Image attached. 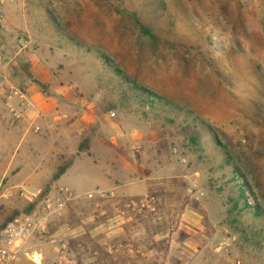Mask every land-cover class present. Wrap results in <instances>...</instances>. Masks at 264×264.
<instances>
[{
    "label": "rangeland",
    "instance_id": "rangeland-1",
    "mask_svg": "<svg viewBox=\"0 0 264 264\" xmlns=\"http://www.w3.org/2000/svg\"><path fill=\"white\" fill-rule=\"evenodd\" d=\"M74 165L99 179L55 183ZM22 215L47 232L22 264L50 237L78 264H264V0H0V229Z\"/></svg>",
    "mask_w": 264,
    "mask_h": 264
},
{
    "label": "built area",
    "instance_id": "built-area-1",
    "mask_svg": "<svg viewBox=\"0 0 264 264\" xmlns=\"http://www.w3.org/2000/svg\"><path fill=\"white\" fill-rule=\"evenodd\" d=\"M46 228L33 215L18 216L0 229V264H22V244L29 238L44 236ZM49 243L55 255L54 264H78L70 248L58 237H50ZM35 264H41L43 254L25 253Z\"/></svg>",
    "mask_w": 264,
    "mask_h": 264
},
{
    "label": "crops",
    "instance_id": "crops-1",
    "mask_svg": "<svg viewBox=\"0 0 264 264\" xmlns=\"http://www.w3.org/2000/svg\"><path fill=\"white\" fill-rule=\"evenodd\" d=\"M79 171H80L79 166L77 165L71 166L65 171V173L61 175V177L55 183H59L61 185L68 184L72 188H74L76 191L80 192V190L84 188L83 186L85 184H88V182H91V181H95V180L97 181L99 179L98 175H96V177L94 178L95 175L87 174L86 172L79 173ZM45 172L50 173L51 171H42L41 174H36V177L43 178L46 175ZM102 180H103V177H101L99 181V185L101 187H105L106 183Z\"/></svg>",
    "mask_w": 264,
    "mask_h": 264
},
{
    "label": "trees",
    "instance_id": "trees-1",
    "mask_svg": "<svg viewBox=\"0 0 264 264\" xmlns=\"http://www.w3.org/2000/svg\"><path fill=\"white\" fill-rule=\"evenodd\" d=\"M105 61H107V60H105ZM109 61V60H108ZM126 79V78H125ZM155 98L157 97V98H159V96L157 95V96H154ZM153 102H155V99H153L152 100ZM152 102V103H153ZM196 119H198V118H196ZM201 123V125H203V126H206V127H208V129H209V126H208V124H206L205 122H200ZM212 132H213V130H211ZM195 139V138H194ZM233 183V185H232V187H234V189L236 188V192H239L240 191V193L238 194V195H235L232 199H231V201H232V203H233V207H232V209H233V211H235V212H238V213H240V214H243L244 213V211H247V209H250L251 208V206L248 204V203H246L245 205H244V208H245V210L243 209V205H242V199L243 200H245V201H247V199H246V192H245V189L243 188V185H241L238 181H233L232 182ZM255 213H256V215L258 214L259 215V212H258V208L257 209H255Z\"/></svg>",
    "mask_w": 264,
    "mask_h": 264
}]
</instances>
